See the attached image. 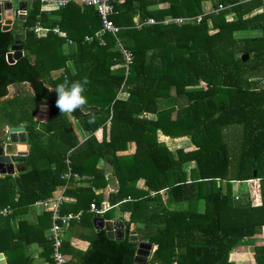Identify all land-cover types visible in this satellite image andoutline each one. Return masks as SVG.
I'll return each instance as SVG.
<instances>
[{
	"label": "trees",
	"instance_id": "obj_1",
	"mask_svg": "<svg viewBox=\"0 0 264 264\" xmlns=\"http://www.w3.org/2000/svg\"><path fill=\"white\" fill-rule=\"evenodd\" d=\"M112 1L117 36L132 52L127 72L111 33L104 34V44L85 40L101 23L92 6L69 2L44 10L39 0H27L24 20L5 31L0 23V97L10 84L26 82L32 89L0 100L8 118L2 125H23L28 145L26 168L0 178V208L13 207L0 215V252L6 264H32L24 245L39 241L52 264L51 243L43 234L50 213L40 210L35 223L15 217L66 184L64 195L75 201L62 202L61 213L81 212L67 229L89 241L85 251L71 249L75 260L67 264H140L134 260L137 242L128 238L131 223L140 240L153 244L147 264H235L233 249L245 238L264 236L262 0ZM197 15L200 21L136 26L149 17ZM37 21L49 27L44 36L30 30ZM16 24L24 34L22 55L9 63ZM67 40L74 50H65ZM85 78L86 104L60 113L49 89ZM45 102L50 116L39 123L34 115ZM75 126L87 134L84 139ZM178 137H187L190 147H168L166 141ZM101 164L111 167L108 193ZM68 167L78 179L63 177ZM251 179L257 180L256 203L247 190ZM91 201L100 210L117 205L118 218L126 222L123 239L93 228ZM103 216L112 219L114 210ZM139 222L144 226L137 227ZM65 246L63 240L66 254ZM253 257L264 264V243L254 245Z\"/></svg>",
	"mask_w": 264,
	"mask_h": 264
},
{
	"label": "built area",
	"instance_id": "obj_2",
	"mask_svg": "<svg viewBox=\"0 0 264 264\" xmlns=\"http://www.w3.org/2000/svg\"><path fill=\"white\" fill-rule=\"evenodd\" d=\"M247 1V0H242ZM41 6H51V7H63L67 5L69 2H76L80 6H92L96 9L99 17H100V27L99 29L93 34V35H86L85 40L86 41H92L94 39H97L100 44H104V34L105 33H111L115 37V48L119 50L122 56L123 60V67L125 68V71H128L129 64L132 60V52L130 49L125 47L122 42L120 41L119 37L117 36V33L119 31V26L116 25L113 20L111 19V15L114 13V7H113V1L112 0H39ZM218 8H222L221 6ZM217 8V9H218ZM259 12L264 13V0H262V4L258 9ZM203 15V14H202ZM202 15H197L195 17L189 18V17H166L161 20H156L152 17L147 18L141 23H137L136 26L140 27L143 24H155L160 23L162 25H170V24H182L184 22L189 21L190 19H194L196 21H200ZM32 32L37 37H40L41 35L48 32L49 28L46 26H43L38 21L35 22V24L30 28ZM54 32H58V27L55 26L53 28ZM122 88V86H121ZM119 89V94L121 93ZM68 161V160H67ZM72 173L70 168H67V171L64 173L63 177L65 179H69L71 177ZM74 179H78V175L74 174L72 175ZM66 189V184L61 186L60 190L61 192L59 195L56 196H48L45 198L37 199L32 206L38 207L41 211H46L50 213V226L48 229V238L51 243V258H52V264H67L68 257L63 252L62 246H63V233L65 229L67 228L70 220L72 219H78L81 212L77 213H61L60 207L61 204L65 198L64 191ZM257 195H258V189H257ZM16 200V199H15ZM90 211H94L96 213L101 212L100 209L98 210L95 206V202L91 201L89 204ZM13 212V207L11 205H5L2 208H0V215L5 217Z\"/></svg>",
	"mask_w": 264,
	"mask_h": 264
},
{
	"label": "water",
	"instance_id": "obj_3",
	"mask_svg": "<svg viewBox=\"0 0 264 264\" xmlns=\"http://www.w3.org/2000/svg\"><path fill=\"white\" fill-rule=\"evenodd\" d=\"M27 0H0V23L2 30L11 29L14 20H24L26 17ZM24 34L16 32L14 34L15 42L11 44L10 50L6 53V60L9 63L15 62L22 55V44L20 40ZM18 53L17 55H15ZM247 54H243L246 58ZM50 108L46 103L38 105V110L34 115V119L40 121L48 120V112ZM6 135L2 142L3 152L0 154V178L5 175H15L26 168L25 161L27 158L26 151L18 146L23 147L26 144L27 136L23 125L8 126ZM16 146V149L13 148ZM256 170H253V176ZM95 229H104L106 236L110 239L121 240L124 238L126 222L121 219H107L95 214L93 218ZM144 223H137V227H143ZM128 238L130 241L137 242V249L134 260L140 264H147L151 259L153 252V244L146 240H140L136 229L129 228ZM0 264H6L3 253L0 252Z\"/></svg>",
	"mask_w": 264,
	"mask_h": 264
},
{
	"label": "crops",
	"instance_id": "obj_4",
	"mask_svg": "<svg viewBox=\"0 0 264 264\" xmlns=\"http://www.w3.org/2000/svg\"><path fill=\"white\" fill-rule=\"evenodd\" d=\"M158 6H160V4H158V5H153L152 7L153 8H155V7H158ZM27 7H28V2H27V4H26V10H27ZM41 8L42 9H44V10H51V9H54L55 7H51V6H41ZM227 17L229 18V19H233L234 17H235V15H234V13H228L227 14ZM22 21V20H21ZM133 21H135V22H137V16H134L133 17ZM14 22H15V20L13 21V23H12V25H11V28L13 27V25H14ZM43 26H45V25H43ZM57 26V25H56ZM15 27H17V32H20V33H22L20 30H21V25L20 24H16L15 25ZM49 28V27H48ZM46 34V33H45ZM45 34H43V35H41V36H44ZM60 34H63V32H61ZM65 50L66 51H71V50H74L75 49V46H74V43L72 42V41H70V40H67L66 41V45H65ZM72 63L70 62V68H71V70H73V66L71 65ZM59 73V71H53L52 72V74L53 75H56V74H58ZM18 84H28V83H26V82H23V83H18ZM18 84H10L11 86H12V88L15 86V85H18ZM30 86V85H29ZM46 103V102H45ZM46 105H48L49 106V108H50V110H49V112H48V119H49V116H50V111H51V106H50V104H48V103H46ZM37 110H38V108H37ZM37 122H44V121H40V120H37ZM38 125H40V124H38ZM6 127H8V125H5ZM75 128H76V132H77V134L79 135V137H80V139L82 140V139H84L85 137H86V135L87 134H85L84 132H82L79 128L77 129V127L75 126ZM181 138V140L179 139V140H175V141H177V142H180V141H182V142H184V143H187L188 142V144H187V146H180V147H190V144H189V140H188V138L187 137H180ZM178 139V138H177ZM170 140V139H169ZM166 144H167V141H166ZM133 144L131 143L130 145H129V149H132V146ZM168 145V144H167ZM25 147H26V154H27V151H28V145H27V142H26V144H25ZM168 147H170L171 149H175V148H172L171 146H169L168 145ZM102 166H103V168H104V170H105V172H106V177H107V179H108V184H107V186H106V189L104 190L105 191V193H108L109 191H112V189H113V179H112V177L110 176V171H111V167H110V165L109 164H101ZM17 173H15V175H16ZM14 176V175H13ZM256 179H251V180H248V181H246L247 183H250V182H252V181H255ZM246 183V184H247ZM255 184H257V180H256V182H254ZM239 183H237V185H238ZM141 185V182H139V186ZM236 185V186H237ZM249 185V184H248ZM247 190H249L250 191V187H248L247 188ZM249 191H248V193H249ZM61 192V190H60V188H59V190H57L56 191V194L57 195H59V193ZM99 192H101V189H95V193H99ZM256 194L255 195H257V192H255ZM249 195H250V193H249ZM65 196V195H64ZM251 196V195H250ZM257 197L259 198V195H257ZM74 202L75 201V198L74 197H71V196H65V198H64V200H63V202ZM259 201V200H258ZM109 208H112L113 210H114V217L112 218V219H119L118 218V216H119V211H118V207H117V205H114V206H110V207H106L105 209H102V211L101 212H99V213H96V212H94V211H90V210H88V212H93L94 213V216H95V214H97V215H100V216H102L105 220H107L104 216H103V214H104V212L106 211V210H108ZM99 210V209H98ZM40 209L38 208V207H36V206H31L29 209H28V211L25 213V214H22L21 215V218H26L27 219V221H29V222H31V223H35V222H37L38 221V215H40ZM94 216H93V218H94ZM92 222H93V219H92ZM49 223H51V221L49 220V218L48 217H45V222H44V225H45V228H44V230H43V234H44V236L46 237V240H48V229H49ZM135 228V224L134 223H131L130 224V226H129V228ZM93 228L95 229V227H94V224H93ZM95 230H97V229H95ZM138 238H139V234H138ZM63 239H64V242L66 243V246H65V249H66V255H67V257H68V260H72V261H74L75 260V257H73L72 256V253H71V249L72 250H76V251H85L86 249H87V247L89 246V241L88 240H86V239H83V238H80V237H76V236H74V235H72L71 234V231H69L67 228L65 229V231H64V233H63ZM140 239V238H139ZM244 241H249L250 243L248 244V246H250V248L253 246L254 247V245H258V244H262V243H264V236H262V235H256V236H253V237H249V238H245L244 240H243V242ZM245 244H242L239 248H241V247H245L244 246ZM252 247V248H253ZM236 249H238V248H236ZM42 250H43V248H42V245H40V243H39V241H32L31 243H29V244H25L24 245V251H25V255H27V256H30L31 258H32V264H49V262L45 259V257H44V255L41 253L42 252ZM2 253V252H1ZM231 255V254H230ZM252 255H253V253H252ZM3 257H4V259H5V261H6V257H5V254L3 253ZM252 259H253V261H254V263H255V260H254V257L252 256ZM256 264V263H255Z\"/></svg>",
	"mask_w": 264,
	"mask_h": 264
},
{
	"label": "rangeland",
	"instance_id": "obj_5",
	"mask_svg": "<svg viewBox=\"0 0 264 264\" xmlns=\"http://www.w3.org/2000/svg\"><path fill=\"white\" fill-rule=\"evenodd\" d=\"M15 84H18V83H15ZM22 93H32V89L31 87L29 86V84H18V85H15L13 88L11 85H8L7 86V94L4 96V97H0V100H2L3 98H6V97H11L13 95H16V94H22ZM1 110V109H0ZM8 121V118H6V116L4 114H1V111H0V140L3 142L4 140V135L6 134L5 131L7 129V127L5 125H2L3 122H7ZM181 140L180 137L177 138H173V139H170V140H167V144L169 146H171L172 148H177V147H180V146H187L188 142L187 143H184L182 141L180 142H177L175 140ZM184 148H188V147H184ZM24 151H26V147L25 145H23V148H22ZM254 182L255 181H252L250 183H247V188L250 187V195L252 196V200L254 203L258 202L259 198L257 197V195H255L257 192V184H255ZM249 184V185H248ZM201 208H202V205H201ZM21 215L22 214H18L16 215L15 218H21ZM133 229H135L133 227ZM138 234V233H137ZM250 242L249 241H244L243 244H245L244 246L245 247H241V248H238V249H233L231 251V255H230V259L233 260L235 262V264H255L253 259H252V253H253V246L250 248V246H248Z\"/></svg>",
	"mask_w": 264,
	"mask_h": 264
},
{
	"label": "clouds",
	"instance_id": "obj_6",
	"mask_svg": "<svg viewBox=\"0 0 264 264\" xmlns=\"http://www.w3.org/2000/svg\"><path fill=\"white\" fill-rule=\"evenodd\" d=\"M86 78L82 81H68L64 80L49 89L56 94L55 104L60 113H72L80 109L86 104V97L84 95Z\"/></svg>",
	"mask_w": 264,
	"mask_h": 264
},
{
	"label": "bare ground",
	"instance_id": "obj_7",
	"mask_svg": "<svg viewBox=\"0 0 264 264\" xmlns=\"http://www.w3.org/2000/svg\"><path fill=\"white\" fill-rule=\"evenodd\" d=\"M18 53H16L15 55H17ZM18 148H23V147H21V146H18ZM16 149V146L13 148V150H15Z\"/></svg>",
	"mask_w": 264,
	"mask_h": 264
},
{
	"label": "flooded vegetation",
	"instance_id": "obj_8",
	"mask_svg": "<svg viewBox=\"0 0 264 264\" xmlns=\"http://www.w3.org/2000/svg\"><path fill=\"white\" fill-rule=\"evenodd\" d=\"M5 135H6V134H5ZM5 135H4V136H5Z\"/></svg>",
	"mask_w": 264,
	"mask_h": 264
}]
</instances>
